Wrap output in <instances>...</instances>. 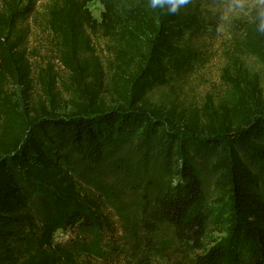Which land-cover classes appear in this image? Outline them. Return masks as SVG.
Instances as JSON below:
<instances>
[{
    "label": "trees",
    "instance_id": "obj_1",
    "mask_svg": "<svg viewBox=\"0 0 264 264\" xmlns=\"http://www.w3.org/2000/svg\"><path fill=\"white\" fill-rule=\"evenodd\" d=\"M103 6L100 20L87 9ZM149 0H0V264H90L78 252L52 244L32 209L39 189L74 206L83 228L107 232L112 223L102 197L71 170L79 158L96 170L104 148L136 136L178 162L176 180L140 205L148 236L170 228L193 251L192 264H264V36L248 18L236 19L224 40V93L200 106L182 107L171 91L192 70L199 38L216 33L217 0H192L176 15L162 14ZM33 26L47 34L67 73L63 88L70 111L56 113L30 103L33 87L54 98L59 79L53 64L33 65L28 48ZM90 36L107 43V65ZM196 45V46H195ZM242 57L261 69L252 71ZM27 91L21 102L18 91ZM169 89L160 101L153 93ZM110 100V101H107ZM213 153L210 172L227 202L225 237L207 249L210 215L192 153ZM149 245V246H148Z\"/></svg>",
    "mask_w": 264,
    "mask_h": 264
},
{
    "label": "rangeland",
    "instance_id": "obj_2",
    "mask_svg": "<svg viewBox=\"0 0 264 264\" xmlns=\"http://www.w3.org/2000/svg\"><path fill=\"white\" fill-rule=\"evenodd\" d=\"M217 1L222 3V0ZM87 9L92 18L100 20L103 6L98 1L89 2ZM31 29L32 39L28 41L27 48L35 52L31 58L32 64L45 67L52 63L59 83L54 90L56 96L52 99L44 96L40 87H33L28 92L30 103L38 105L42 102L48 109L66 114L70 111L68 102L71 95L62 84L66 81L67 73L56 60L57 55L47 34L39 32L35 26ZM211 32L196 40L200 54L193 62L192 70L171 90L182 107L200 106L208 96L217 102L224 93L220 77L226 64L223 47L226 35ZM90 37L94 52L101 63L107 65L111 58L106 50L108 42L98 36ZM242 61L252 71L261 72L252 59L242 57ZM261 86L264 88V77ZM14 89L18 91L21 102H26L28 98L24 93L27 91L21 87ZM171 91L160 89L152 94L151 99L160 101ZM104 155L105 162L100 169L96 170L81 159L74 158L71 170L78 181L102 197L110 216L111 228L104 233L96 227L83 228L71 217L74 212L71 203L57 201L50 193L39 189L32 197L31 206L36 218L45 224L52 244L80 253L90 264H192L196 251L178 243L166 226L148 236L154 249L149 255L147 240L140 225V205L147 198L166 191L176 180L178 162L175 157L162 154L154 144L142 145L136 136L129 137L126 144L122 141L110 144L104 148ZM213 159V153L206 150L191 155V164L201 180L204 207L210 215L203 239L204 249L225 237L223 219L226 217L227 202L221 200L214 187V176L210 172ZM262 182L264 186V178Z\"/></svg>",
    "mask_w": 264,
    "mask_h": 264
},
{
    "label": "clouds",
    "instance_id": "obj_3",
    "mask_svg": "<svg viewBox=\"0 0 264 264\" xmlns=\"http://www.w3.org/2000/svg\"><path fill=\"white\" fill-rule=\"evenodd\" d=\"M191 3L192 0H149L148 6L165 15H176ZM212 11L218 17L215 27L218 35H226L234 20L248 18L255 25L257 34L264 36V0H222Z\"/></svg>",
    "mask_w": 264,
    "mask_h": 264
}]
</instances>
